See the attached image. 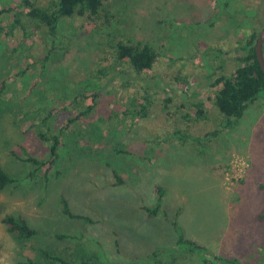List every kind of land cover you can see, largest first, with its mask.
<instances>
[{
	"label": "rangeland",
	"instance_id": "374dc122",
	"mask_svg": "<svg viewBox=\"0 0 264 264\" xmlns=\"http://www.w3.org/2000/svg\"><path fill=\"white\" fill-rule=\"evenodd\" d=\"M17 3L0 0V10ZM12 21L0 15V80L27 75L0 95V166L15 179L0 190V264H59L41 250L70 264H264V95L228 128L212 102L214 80L238 67L241 44L264 26V0H105L96 19L64 20L41 80L34 59L51 47L45 30H10ZM123 37L157 51L150 71L117 63L109 41ZM97 70L106 76L95 80ZM97 90L93 111L66 132L55 169L16 158L45 151L33 129L44 114L22 110ZM113 170L122 185H113ZM158 186L168 222L178 213L201 249L184 251L167 221L146 216ZM61 196L89 220L64 216ZM6 215L23 216L38 235L16 243Z\"/></svg>",
	"mask_w": 264,
	"mask_h": 264
},
{
	"label": "trees",
	"instance_id": "16d2710c",
	"mask_svg": "<svg viewBox=\"0 0 264 264\" xmlns=\"http://www.w3.org/2000/svg\"><path fill=\"white\" fill-rule=\"evenodd\" d=\"M105 0H49L44 6H36L32 0H18L16 7H9L1 9V14H11L13 21L9 25V29H19L25 34L27 26L32 25L35 28H43L47 35L50 48L44 55L34 59L40 63V72L37 75L38 80L47 71L48 67L56 61L57 49L61 25L66 19L71 18H88L96 19L100 13ZM225 4H227L225 2ZM259 32H251L241 44V55L237 58L239 62L238 67L230 74L221 72L219 76L212 83V87L216 88L212 97V102L218 113L225 119V128L236 125L246 114L248 108L255 103L260 97L264 95V74L258 64L255 55V44ZM111 49L113 50L114 58L120 65H126L131 71L137 75H141L150 71L157 60L159 54L148 44H140L133 42L126 38H117L110 40ZM59 50V49H58ZM264 51V43H263ZM102 70H97L92 77L95 80H100L101 77L106 76ZM27 75V69L16 72L9 78L0 80V95L4 92L6 83L11 79L21 78L23 80ZM52 77L48 80L49 85L54 84ZM56 81V80H55ZM66 97H70V90H67ZM99 90L93 93L80 92L73 95V99H66L65 97L55 98L54 103L46 101L40 103L38 101L31 104L34 108L32 111H21L26 116L40 115L39 121H33V129L35 136L40 140L44 153L39 157H27L21 161L28 162L34 166L35 170L47 167L46 171L55 169L57 160L59 158V151L63 146V140L66 138L67 131L86 117L93 111L96 106V98H99ZM64 98V99H63ZM64 100V101H63ZM22 101L25 103L27 97ZM79 101H86L84 104H79ZM52 104V105H51ZM28 107V102L26 104ZM25 108V107H24ZM198 113L201 114L200 108ZM35 110L37 112H35ZM147 105L141 106L142 115L146 114ZM67 113L65 120L60 122V117ZM63 123V124H62ZM216 132H213V137ZM120 153L122 151H119ZM128 154V152H122ZM112 176L115 182L113 185H122L123 179L117 174L115 170L112 171ZM15 179L0 166V190H3L12 184ZM157 199L153 207H144L143 210L147 217L155 218L157 216L167 220V214L162 209V198L164 196V189L155 187ZM61 213L69 219L73 220H89L84 216L74 214L69 207L68 201L61 196L59 199ZM178 213L174 215V219L168 223L176 236V245L187 252L201 249L195 242L186 238L184 229L177 220ZM264 219V216H259ZM5 226L6 231L14 238L18 244L25 243L34 239L38 235V231L31 227L27 220L21 215H6L1 220ZM40 254L53 262L59 264H70L64 260L50 256L46 251L41 250ZM222 264H239L234 260H227L217 258ZM220 263V264H221ZM31 264V263H28ZM203 264H213L212 261H203Z\"/></svg>",
	"mask_w": 264,
	"mask_h": 264
},
{
	"label": "water",
	"instance_id": "95a60500",
	"mask_svg": "<svg viewBox=\"0 0 264 264\" xmlns=\"http://www.w3.org/2000/svg\"><path fill=\"white\" fill-rule=\"evenodd\" d=\"M263 43H264V26L259 31L256 44H255V55L258 61V64L264 74V55H263Z\"/></svg>",
	"mask_w": 264,
	"mask_h": 264
}]
</instances>
